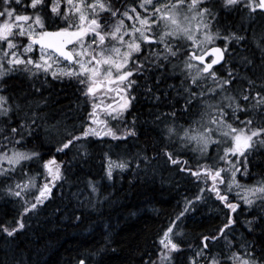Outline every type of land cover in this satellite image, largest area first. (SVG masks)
Instances as JSON below:
<instances>
[{
    "label": "trees",
    "instance_id": "1",
    "mask_svg": "<svg viewBox=\"0 0 264 264\" xmlns=\"http://www.w3.org/2000/svg\"><path fill=\"white\" fill-rule=\"evenodd\" d=\"M210 2L209 5L215 9V30L222 36L235 32L244 37L235 56L238 62L235 66L241 67L239 72L242 77L233 76V82L228 87L230 93L239 97L236 95L248 88V79L255 81L252 95L256 91L264 93V87H261L264 85V52L257 46L260 43L264 47V14H260L263 17L261 20L252 22L249 17L253 13L250 14L249 10L247 14H235L238 17L221 15L218 11L234 14L236 7L225 9L222 0ZM46 3L51 5L52 0H46ZM58 26L65 25L61 22L50 23L48 29H57ZM141 49L150 50L148 46ZM248 61H252V64L249 65ZM24 73L18 75L20 78L23 76V80L11 78L7 83V95L13 112L11 120L0 117V129L10 130L21 120L30 121L35 112L37 118L30 128L32 135L27 136L29 129L25 128L26 142L18 147L39 152L40 157L30 166H23L20 173L9 176L10 182L8 176H0V226L9 229L16 227V222L21 220L25 199L35 202V192L25 193L24 200L10 197L6 192L8 186L14 187L15 183L27 179L25 172L30 175L40 173L38 180L42 185L45 182L42 164L54 158L60 165L62 178L52 186L51 194L43 204L23 216L22 229L11 237L0 232V264H79L81 260L86 264H151L159 255V239L163 231L170 226L171 219L181 211L185 201H192L187 210L190 216L178 222L181 234L174 241L180 245V250L172 254L171 264H190V258L203 247L202 238L214 236L217 237L215 241H207L205 255L197 258L199 264H207L213 255L226 258L233 252H240L243 256L245 251L253 252V258L264 264V204L259 201L251 207L240 204L236 212L231 213L230 209H223L212 198L199 194L206 184L203 173L199 181H193L191 173L201 166L227 168V162L215 157L214 153H208L200 162L194 159V154H189L190 159L185 154L186 164H170L169 167L161 165L162 161L158 163L144 159L143 153L150 155L151 147L160 142L158 130H162L171 118L172 111L161 110L158 105L163 102L156 99L166 94L170 84L156 87L152 79L149 85H152L151 92L147 91L149 86H143L152 104L150 110L147 108L132 114L139 135L134 140L137 149L132 151L136 158H131L129 154H122L128 151L125 142L121 145L122 150H119L112 141L100 140L99 136L81 137L67 149L58 152V148L73 136H80L84 129L88 100L83 95V85L74 77L54 78L43 72L30 77L27 72ZM179 76L183 79L186 73L180 72ZM201 83L204 87L210 86L203 81ZM172 103L166 101L163 106L166 104L170 107ZM202 111L204 109L200 108L199 118ZM226 111L231 113L227 107ZM260 111L264 112V109ZM193 113L184 114L185 124L189 123L188 115L192 117ZM237 117L252 118L254 123L258 117L262 119L252 110L238 112ZM8 134L7 130L3 132L5 136ZM119 155L131 159L124 158L127 169L122 175L116 172L111 179H107L105 163L108 158H123ZM248 159V176L238 174L243 176L244 183L252 184L264 178V145L249 152ZM180 168L183 170L180 171ZM179 174L183 180L178 179ZM90 182L95 186V191L90 187ZM197 196L201 199L197 200ZM228 200L229 203L234 201ZM225 212L227 218L231 216L235 223L225 230L223 236H219L220 228L228 222ZM254 218L256 222L249 230L247 221ZM246 243L250 245L248 249L243 247Z\"/></svg>",
    "mask_w": 264,
    "mask_h": 264
},
{
    "label": "snow or ice",
    "instance_id": "2",
    "mask_svg": "<svg viewBox=\"0 0 264 264\" xmlns=\"http://www.w3.org/2000/svg\"><path fill=\"white\" fill-rule=\"evenodd\" d=\"M21 2L22 0H0V5H2V10H0V77H3L6 72L19 70L21 66L30 77H36L41 72H50L54 78L74 77L85 86L83 95L92 104V110L88 115L91 124L85 127L80 136H73L71 140L65 142L57 149L58 152L67 149L81 137L89 135H107L114 139L118 138L117 133L107 127L106 121L98 119V109L101 106L100 103H97L98 96L115 93L119 97V101L115 99L113 101L115 107L113 104H107L105 107L113 119L121 117L129 107L127 92L136 83L130 79L133 73H142L145 62L156 67H166V64H160L159 61L170 62L171 59L177 58L182 51L178 46L179 42H190L189 55L183 61L184 66L181 69L182 73L187 74L185 78L187 85L180 94L186 95V110L191 108L193 104L199 103V106L202 109H207V111H202L198 126V122L195 120L187 127L181 126L182 131L174 123L166 125L165 136L167 138L178 137L181 146L195 144L196 147L193 150L199 151L201 155L207 153L210 145H219L230 140L232 146L224 148V154L220 156V160L227 162V168H216L213 171L211 166L203 165L191 174L198 180L202 173L210 177L212 185L209 190L216 195L217 199L224 202L232 212H236L239 208V202L229 203L228 196L222 194L219 187L225 183L223 173L226 172L231 174V179L227 182V191L230 193L233 187L239 189L238 201H242L244 205L249 207L257 201L264 204V178L252 185H243L237 180L238 173H242L245 177L249 174V152L257 146L264 145V127L252 128L254 120L247 118L240 121L244 127L236 128L229 122V112L225 111V107L231 109V116L238 119L236 113L252 110L255 111L256 115L262 117L259 123L264 124V112L260 111L264 109V93L256 91L252 95L255 81L245 77L248 79V88L242 90L239 97L227 95L222 96L221 100L215 103L209 102V94L216 93L217 89L220 92L226 91V86H231L232 77L235 75L229 69V78L223 79L212 70L213 66L223 59V54L227 51V44L224 49L209 47L219 36V32L210 31L212 20L216 19L215 13L211 7L203 6L207 5L209 0H166L164 3L156 4L155 7H153L155 0H140L138 7L143 14L137 11L136 7L131 6L120 13L119 9L113 10L111 3L106 2V0H91V3L88 0H63L66 7H62V0H52L51 5H48L46 0H30L25 8H31L32 14H19L11 4L14 3L18 7ZM240 5L247 8L250 14L255 13L257 9L264 14V0H222V6L225 9ZM47 10H50L51 20L47 18ZM106 12L111 13L113 18L121 16L131 20L133 22L132 27L129 29L124 19L121 18L117 20L114 26H111L110 31L106 32L101 19L102 14ZM58 22L65 26H58L55 31L47 30L50 23L57 24ZM154 29L158 30V34ZM17 35L28 39V43L23 46V53L15 50L19 47L14 42ZM243 39V36H239L235 32L224 37L225 41L235 40L237 43ZM109 41H111V47L108 46ZM4 43L7 44L6 48L3 47ZM152 43L157 45V49H151ZM35 45H39L40 48L39 58L36 60L32 59L31 56L27 59L22 58L23 54L32 52ZM142 46L149 47L150 55L132 67L133 57L141 53ZM257 46L261 47V51L264 52V47L260 43ZM9 52L11 53L10 56ZM210 53L215 58H211V62L206 63L205 57H209ZM4 61L7 62V68L4 67ZM65 62L67 67H61V63ZM248 64H252V61H248ZM175 67L176 65H173V68ZM194 69L195 74H193ZM209 79H211L214 87L208 88L206 93L200 81ZM194 88L199 89V91H193ZM147 91H152L150 86ZM156 99L159 100V97L157 96ZM222 101L228 103L225 105L222 104ZM250 101H254V103ZM12 112L13 109L8 103V97L0 95V117L11 120ZM171 115L175 117V112H172ZM206 117L208 119H205ZM36 118L37 114L33 112L30 121L21 120L16 127H12L10 130L0 129V141L7 142L0 143V148H3L0 151V176L7 177L18 166L23 167L24 162L39 159V152L21 151L18 148L19 145L26 142L25 128L29 129L27 136L32 135L30 128L31 124L35 123ZM93 125L103 127L98 128ZM6 130L9 132L7 136L3 135ZM214 134L218 138L214 139ZM120 135L134 136L136 133L134 130L128 129ZM9 144H11V148L8 147ZM164 154L173 165L187 163L178 158L173 159L171 152L165 151ZM144 159L147 160L148 157L145 156ZM5 163L7 167L4 166ZM42 167L45 170V182L42 185L38 184L40 173L30 175L25 172L24 176L27 179L15 183L14 187L8 186L6 188L8 195L17 198H24L25 193L31 189L38 188V194L35 195V202L25 199L21 220L16 222V227L9 229L0 226V232L11 237L22 229L24 227L23 216L43 204L50 196L52 186L62 178L60 165L56 163L54 158L44 161ZM125 167H127L126 163L113 162L109 159L106 174L111 179L113 168L123 169ZM90 187L95 191V186L91 182ZM204 191L205 189H201V192ZM196 199L199 200L201 197L197 196ZM191 204L192 201L187 202L185 211ZM183 216L184 212H181L164 231L159 239L161 246L159 255L157 260L151 261V264H171L172 254L180 250V245L174 241V236L179 235L175 232V228ZM255 222V218L247 221L249 230L252 229ZM234 223L233 218L229 216L228 222L220 228L218 235L223 236L225 230ZM209 239L215 241L217 237H203V247L196 252L194 257L190 258V264H197V258L205 255ZM243 247L248 249L250 245L246 243ZM253 257L254 253L251 251H245L243 256L240 252H233L230 257L226 258H218L213 255L207 264H229V262L231 264H261L258 259ZM79 264H86V262L81 260Z\"/></svg>",
    "mask_w": 264,
    "mask_h": 264
},
{
    "label": "rangeland",
    "instance_id": "3",
    "mask_svg": "<svg viewBox=\"0 0 264 264\" xmlns=\"http://www.w3.org/2000/svg\"><path fill=\"white\" fill-rule=\"evenodd\" d=\"M125 1H126V2H125ZM210 1H211V0H209V2H210ZM88 2L91 3V0H88ZM106 2H110V3H111L113 10L119 9L120 13H123V12L125 11V9H127V8H129V7L131 6V7H136V8H137V11H140L141 14H143L142 10L138 7L140 0H113V2H112V0H106ZM163 2H164L163 0H155V3L153 4V7H155L156 4H160V3H163ZM165 2H166V0H165ZM27 3H30V0H22L20 6H18V7H17L14 3L11 4V6L14 7V8H16V10H17V12H18L19 14H29V15H31V14H32V10H31V8H25V5H26ZM210 3H211V2H210ZM48 5H50V4L48 3ZM208 5H209V3H208ZM209 6H210V5H209ZM62 7H66V4L63 3V0H62ZM0 10H2V5H0ZM213 10L215 11L214 8H213ZM257 10H258V9H257ZM218 13H220L221 15H222V14H230V16H234V15H235V14H233V13L230 12V11H220V12L218 11ZM244 13L247 14L248 11H247V12H244ZM260 14H262V13H260V12H255V13H253V14L249 17V19H250L252 22H253L254 20H261L263 17H262ZM61 15H63V12H61ZM240 15H242V14H240ZM235 17H237V16L235 15ZM47 18H48L49 20H51V13H50V10H47ZM101 18H104V19H102V20H106V21H104V22L102 21V23H103L104 26H105V27H104V30L107 32V31H110V30H111V26H114V25L116 24V22H117L118 19H121V18H123V17H121V16H117V17L113 18V17L111 16V13L106 12V13H103V14H102V17H101ZM13 19H14V17H13ZM123 19H124V21H125V24H126V25L128 26V28L130 29V28L132 27V23H133V22H132L131 20H128L127 18H123ZM210 19H211V18H210ZM137 26H139V25H137ZM48 27H49V26H48ZM47 30H49V29H47ZM50 30H54V29H50ZM154 31H157V32H158V30H156V29H154ZM210 31L213 32V33H216V32H217V31L215 30V27H214V24H213V20H212V23H211V25H210ZM224 37H225V36H222L221 33H219L218 38H217L214 42H216L217 40H224ZM224 41H225V40H224ZM14 42H16V43L19 45L18 49H15V50H16V51H19V52H21V53H23V46L26 45V44L28 43V39H27V37H19V36L17 35V36L15 37V41H14ZM89 42H90V39H89ZM230 42H236V41H232V40H231ZM108 46L111 47V41H109ZM239 46H240V44H236V47H237V48L234 49L236 52L233 53V54H230L229 61H228V63L226 62V64H227V65H226V69H225V70H220V71L217 72V76H218V77L223 78V79H228V78H229V77H228L229 69H231V70L235 73L234 76L242 77V75H241L240 72H239V71L241 70V67H240V66H235V65L238 63V62L235 60V56L237 55L238 51L240 50V47H239ZM3 47L6 48V47H7V44L4 43V44H3ZM77 47H79V46H77ZM69 50H71V48H69ZM10 55H11V53L9 52V56H10ZM29 56H31V58L34 59V60L38 59L39 56H40V48H38V47L36 48V46H34L32 52L27 53V54H23L22 58L27 59ZM134 56H135V55H134ZM232 61H233V62H232ZM222 64H223V63H222ZM224 64H225V63H224ZM230 65H233V66L231 67ZM60 66H61V67H67V63H66V62H65V63H61ZM4 67H5V68L8 67L6 61H4ZM19 71H20V72H19ZM19 74H25V73H24V70H23V66H21L20 69L17 70V71L6 72V74H5L3 77H0V95H4V96L8 97V95H7V92H8V90H7V89H8V87H7V83L9 82V80H10L11 78L22 79V78L18 77ZM49 74L51 75L50 72H49ZM193 74H195V69L193 70ZM239 74H240V75H239ZM186 75H187V74H186ZM51 76H52V75H51ZM64 77H65V76H64ZM66 77H67V76H66ZM62 78H63V77H62ZM185 78H186V77L183 78V80H184V84L187 83V81H186ZM4 79H5V80H4ZM232 79H233V77H232ZM22 80H23V79H22ZM202 81H203V80H202ZM203 82H205L206 84H207V83L210 84L209 87H204V86L202 85L201 81H200V83H201V85H202V87H203V90H204L206 93L208 92V88H210V87H214V84L212 83L211 79H209V80H207V81H203ZM185 86H186V85H185ZM83 88H84V90H85V86H84V85H83ZM193 91H199V89L194 88ZM227 95H232V94L230 93L229 89H228V86H226V91H224V92H220L219 89H217L216 93H214V94H209V96H208V100H209L210 103H215V102H217V101H220L222 96H227ZM232 96H233V95H232ZM236 96H239V95H236ZM86 99L88 100V112H87V114H85V117H84V119H85V121H84V129H85V127H86L87 125L91 124V121L88 120V115H89L90 111L92 110V104H91L90 100H89L88 98H86ZM185 99H186V95H184V102H185ZM8 103H9V105H10L9 97H8ZM227 103H228L227 101H222V104H225V105H226ZM184 108H185V105H184ZM194 108H195V109H194ZM200 108H201V107L199 106V103H196V104H193V106H192L191 108L187 109V110H186V109H183V112H182V115H181L180 120H178V115H177V113L175 112V117H172L171 119H169V121L167 122L166 125H169V124H173V123H174V125L177 126L179 130L182 131V127H187L189 124H191V123L195 120V121L198 122V124H197V126H198V125H199V121H200V118H199V116H200V114H199V112H200ZM193 110H194V111H193ZM204 111H207V109H204ZM225 111H226V107H225ZM191 112H194V113H193L192 117H191L190 115H188L189 123L185 124V121H184V113H191ZM226 112H227V111H226ZM229 114H230V115H229V118H228V119H229V122L232 123L234 127H236V128H242V127H244V125H243L242 123H240V121H244L245 119H239V118H238V119H235V118H233V117L231 116V113H229ZM236 116H237V113H236ZM252 117H254V115H253ZM205 119H208V117H206ZM166 121H167V120H165L164 122H166ZM259 121H260V119H259V117H258V119L255 121V123H253L252 128L264 127V124L259 123ZM122 125H123V124H122ZM166 125H165V126H166ZM93 126L96 127V125H93ZM117 126H120V124L117 123L116 127H117ZM181 126H182V127H181ZM163 128H164V131H166L165 127H163ZM84 129H83V131H84ZM83 131H82V132H83ZM82 132H81V133H82ZM84 138H85V137H84ZM86 138H97V136H96V135H89V136H87ZM215 138H218V136L214 134V139H215ZM166 139H168L167 141L170 142V138H166ZM64 141H65V140H64ZM2 142H3V141H0V143H2ZM231 146H232V145H231V141H230V140H229L227 143H222V144H219V145L213 144V145H210V146H209V149H208L207 153L204 154V155H201V153H200L199 151H194V150H193V149L196 147L195 144H188L187 146H183L182 150L184 151L185 154H187V158H188V159H190L189 154L192 153V154H194V159H196L198 162H200V160L203 159V158H205V157L207 156L208 153H214L213 155H214L215 157H217L218 159H220V156H222V155L224 154V148H226V147H231ZM9 148H11V146H9ZM18 148H19V150H21V151L28 150V149H25V148H23V147H18ZM2 150H3V149L0 148V151H2ZM109 159H110L111 161H113V162H124V163L127 164L126 160L123 159V158H121V159H119V160H118L117 158H108L107 161H106V163H105V166H104V171H105V175H106V178H107V179H109L108 176H107V174H106V169H107V166H108ZM188 159H187V160H188ZM37 161H38V159H37V160H33V161H29V162H24V163H23V166L28 167V166H30L32 163L37 162ZM161 161H162V163H161ZM154 162L161 163V165H166V166H168V167L170 166V161H168V160L157 159V160H154ZM4 166L7 167V164L5 163ZM200 166H201V165H200ZM21 168H22V167L18 166L14 172L9 173V175H8V182H10V177H9V176L13 175L14 173H20V172H21V170H20ZM114 169H115V170H114ZM126 169H127V167H125V168H123V169H120V168H113L112 176H111V177H113L114 173H116V172L119 173L120 175H122V174L126 171ZM214 170H215V169H213V171H214ZM223 176H224L225 183L222 184V185H219L221 193L227 195V196H228V199L234 200V201H232V202H230V203L239 202V204H241L242 206H246V207H248L247 205H244L242 201H238L237 193L240 191L239 189L233 187L230 193L227 191V189H228V183H227V182L231 179V174L228 173V172H226V173H223ZM204 179L206 180V184H205L204 187H201V189H205V191H204V192H201V189H200L199 194H200L202 197L212 198V199L215 200L217 203H219V204L223 207V209H225V205H224V203L221 202L219 199H217L216 195H215L214 193H212V192L209 190L210 187H211V185H212V180H211V178H210V177H207V176L204 175ZM192 180H193V179H192ZM199 180H200V179H199ZM199 180L194 176V180H193L194 182H195V181H199ZM237 180L239 181L240 184H243V185H252V184H254V183H252V184L244 183V181H243V180H244V179H243V176H240L239 174H237ZM195 183H196V182H195ZM38 184H39V180H38ZM206 185H207V187H206ZM33 192H35V194H38V188H37V189H31V190H29V193H33ZM35 194H34V195H35ZM10 197L17 198V197H14V196H10ZM34 197H35V196H34ZM17 199L24 200V198H17ZM28 200L32 202L31 199H28ZM228 201H229V200H228ZM186 205H187V202L185 201V203H184L183 206H182L181 211H179L175 216H173V218H172L171 220H175L176 217H177L181 212H184V216L181 217L180 220H184V217L187 218L188 216H190V213H188L187 211H185V206H186ZM189 208H190V205H188V210H189ZM223 213H224V212H223ZM225 213H226V212H225ZM227 216H228V214L226 213V217H225L226 220H228ZM170 225H171V224H170ZM7 228H9V227H7ZM165 230H166V229H165ZM165 230H164V231H165ZM164 231H163V233H164ZM175 232L178 233L179 235L181 234V231H180V229H179L178 226L175 228ZM163 233H162V235H163ZM162 235H161V236H162ZM179 235L174 236V239H175L176 237H178ZM203 242H204V241H203V238H202V243H203ZM160 247H161V246H160ZM159 252H160V250H159ZM159 252H158V253H159ZM229 257H230V256H229ZM197 264H198V262H197Z\"/></svg>",
    "mask_w": 264,
    "mask_h": 264
},
{
    "label": "flooded vegetation",
    "instance_id": "4",
    "mask_svg": "<svg viewBox=\"0 0 264 264\" xmlns=\"http://www.w3.org/2000/svg\"><path fill=\"white\" fill-rule=\"evenodd\" d=\"M163 1L165 2V0H163ZM209 7H211V6H209ZM235 7H236V10H235L234 14H237V13L243 14L244 12L248 11V9L245 8L243 5L235 6ZM211 8L213 10V7H211ZM213 12H214V10H213ZM102 21L104 22L106 20H102ZM157 34H158V32H157ZM152 44H155V43H152ZM189 44H190V42L185 43L183 41H180L178 46L182 49V51L178 55L177 58L171 59L170 62H165L163 60L159 61L160 64H166L167 65L166 67H156V66L151 65L148 62H145L142 73L141 72H134L133 73V75L130 79L133 81H136V83L127 92V98L129 100V107L123 113V115L121 117L113 119L112 116H110L108 114V110L105 107L107 104H113V106L115 107V104L113 103L114 99L116 101H119V97H117L115 93H109L107 95H99L98 96L97 103H100V105H101L100 108L98 109V119H100L101 121H106L107 127L113 129L118 135V138H116V139H114L111 136H107V135L99 136L100 140L112 141L116 145L117 149H119V150H122L121 145H122V143L125 142L128 151L122 152V154L123 155L129 154L131 158H136V155H133L132 151L137 149V146L135 145L134 140L138 137L139 133H138V129H137L136 119H135L134 115H132V114H136L140 110H145V109L149 108V106L151 105V103L148 100L147 91H146V89L143 88V86L144 85L149 86L150 84H152V82H151L152 79H154L153 84L156 87H162L166 83L170 84L169 87H167L166 95L161 96L159 98V102H163V103L159 104L158 106L163 111L164 110L165 111L170 110L172 112H176V113L178 112L177 113L178 120H180L181 115H182L181 113L183 112V109H184V95L180 94L183 92L184 80L179 77V73L181 72V69H183V66H184L183 61L189 55V51H188ZM226 44H227V51L224 52L223 61L219 65L213 66L212 70L215 71L216 74L218 71L226 69V65H227L226 62L228 63L229 58H230V54H233L236 52L234 50L235 48H237L236 44H243V43L217 40L216 42H213L209 47L218 46L221 49H224ZM151 49L155 50V49H157V46H152ZM197 54H199V53H197ZM149 55H150V50L147 51L146 49H141V53L136 54L133 57V60L131 62L132 67H135L136 63L144 60V58L149 56ZM211 58H213V57L212 56L207 57L205 62L210 63ZM196 63H198V62H196ZM173 65H176V67L173 68ZM201 67H202V65H201ZM129 70H131V68H129ZM151 87H152V85H151ZM174 100H175V102H174ZM166 101H173V103H172L173 106H170V107L165 106V105L163 106V104ZM170 117L172 118L173 116L171 115ZM116 123H119L120 126L116 127V125H115ZM96 127L102 128L103 126L96 125ZM128 129L134 130L136 135H134V136L133 135H128V136H121L120 135L121 133L125 132ZM157 136L160 138V142L157 145L151 147V149L149 151L150 155H146L143 153L144 157L149 156L148 159H152V160H157V159L168 160L167 156L164 154L165 151H168V152L173 153V159L178 158L182 162L185 160V153L182 150L183 146H181V142L179 141L178 137L173 136L170 138V142L167 141L164 128L162 130H158ZM123 155H119V156H121L123 158H128V157L123 156ZM128 159H130V158H128ZM170 164H172V163L170 162ZM179 170L182 171L183 169L180 168ZM178 179L183 180L181 174L178 175Z\"/></svg>",
    "mask_w": 264,
    "mask_h": 264
},
{
    "label": "bare ground",
    "instance_id": "5",
    "mask_svg": "<svg viewBox=\"0 0 264 264\" xmlns=\"http://www.w3.org/2000/svg\"><path fill=\"white\" fill-rule=\"evenodd\" d=\"M126 2V1H125ZM261 11V10H260ZM238 15V14H237ZM238 17V16H237ZM55 30H57V29H54V30H48V31H55ZM212 47H218V46H212ZM39 48V47H38ZM211 55H209V57H210ZM206 58L207 57H205V60H206ZM223 59H224V54H223ZM223 61V60H222ZM233 62V61H232ZM199 63V62H198ZM216 65H219V64H216ZM169 66V65H168ZM150 67V66H149ZM154 68V67H153ZM149 69V68H148ZM17 71V70H16ZM20 72V71H19ZM175 74V73H174ZM240 75V74H239ZM170 76V75H169ZM19 77V76H18ZM22 78H23V76H21ZM180 77V76H179ZM5 80V79H4ZM11 81V80H10ZM146 81V80H145ZM174 81V80H173ZM173 83V82H172ZM174 85V84H173ZM148 88V87H147ZM154 89V88H153ZM180 90V89H179ZM166 95V94H165ZM143 96V95H142ZM23 97V96H22ZM149 97V96H148ZM147 98V97H146ZM21 100V99H20ZM144 102V101H143ZM173 102V101H172ZM174 102H175V100H174ZM152 104V103H151ZM157 105V104H156ZM168 105V104H167ZM185 105V104H184ZM165 106H166V104H165ZM141 107V106H140ZM147 107V106H146ZM177 107V106H176ZM24 109V108H23ZM28 109V108H27ZM185 109V108H184ZM195 109V108H194ZM37 110V109H36ZM149 110H150V108H149ZM152 110V109H151ZM23 111V110H22ZM194 111V110H193ZM178 113V112H177ZM182 114V113H181ZM185 114V113H184ZM74 117V116H73ZM14 118V117H13ZM163 118V117H162ZM8 121V120H7ZM14 123V122H13ZM41 123V122H40ZM154 126V125H153ZM167 138V137H166ZM168 140V139H167ZM172 141V140H171ZM175 142V141H174ZM177 144V143H176ZM137 146V145H136ZM144 146V145H143ZM140 148V147H139ZM146 148V147H145ZM134 149V148H133ZM116 152V151H115ZM121 152V151H120ZM117 155V154H116ZM192 155V154H191ZM140 156V155H139ZM186 156V155H185ZM187 157V156H186ZM192 157V156H191ZM124 159V158H123ZM126 159V158H125ZM119 160V159H118ZM131 160V159H130ZM141 161V160H140ZM190 164V163H189ZM190 166V165H189ZM115 170V169H114ZM131 174V173H130ZM131 178V177H130ZM139 180V179H138ZM137 180V181H138ZM142 181V180H141ZM3 187V186H2ZM111 209V208H110ZM92 212V211H91ZM90 213V212H89ZM231 213H232V211H231ZM108 216V215H107ZM98 221V220H97ZM107 226V225H106ZM105 230V229H104ZM113 231V230H112ZM112 237H113V235H111ZM187 237V236H186ZM104 238H105V236H104ZM103 240V239H102ZM220 243H221V241H220ZM193 249V248H192ZM215 249V248H214ZM158 250V249H157ZM218 251V250H217ZM220 251V250H219ZM153 253V252H152ZM175 253V252H174ZM216 253V252H215ZM187 255V254H186ZM153 256V255H152ZM217 256H218V254H217ZM158 257V256H157ZM151 259V258H150ZM144 260V259H143ZM175 260V259H174ZM202 260V259H201ZM177 261H178V259H177ZM187 261V260H186ZM179 262V261H178ZM181 262V261H180ZM201 262V261H200ZM173 264V263H172ZM199 264V263H198Z\"/></svg>",
    "mask_w": 264,
    "mask_h": 264
},
{
    "label": "water",
    "instance_id": "6",
    "mask_svg": "<svg viewBox=\"0 0 264 264\" xmlns=\"http://www.w3.org/2000/svg\"><path fill=\"white\" fill-rule=\"evenodd\" d=\"M35 46H37V47H39V45H35ZM218 48H220V47H218ZM209 55H211L212 56V54L210 53ZM213 58H215L214 56H212ZM223 60V59H222ZM222 60H220L217 64H220L221 62H222Z\"/></svg>",
    "mask_w": 264,
    "mask_h": 264
}]
</instances>
